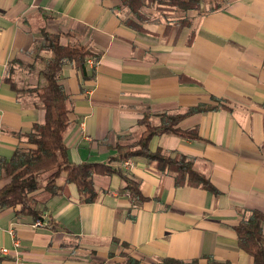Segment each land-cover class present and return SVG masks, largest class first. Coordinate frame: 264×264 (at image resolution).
<instances>
[{
  "label": "crops",
  "instance_id": "1",
  "mask_svg": "<svg viewBox=\"0 0 264 264\" xmlns=\"http://www.w3.org/2000/svg\"><path fill=\"white\" fill-rule=\"evenodd\" d=\"M143 12L135 16L121 0H0V159L8 160L24 146L22 134L44 121L40 100L13 91L4 78L8 62L20 59L28 65L17 70V82L44 84L51 56L39 47L45 28L62 45L99 55L85 77L68 61L58 74L69 95L70 162L115 157L110 165L137 181L146 197L136 205L120 190L119 176L95 175L97 200L80 203L63 173L59 194L41 188L32 195L49 226L33 227L19 206L0 209V264H162L164 258L253 264L233 227L250 209L264 214V0H205L199 10ZM197 105L211 109L175 127L195 130L200 139L157 134L148 148L190 160L217 194L177 185L143 157L118 158L114 146L133 144L146 124L159 126ZM6 182L0 177V187Z\"/></svg>",
  "mask_w": 264,
  "mask_h": 264
},
{
  "label": "trees",
  "instance_id": "2",
  "mask_svg": "<svg viewBox=\"0 0 264 264\" xmlns=\"http://www.w3.org/2000/svg\"><path fill=\"white\" fill-rule=\"evenodd\" d=\"M205 0H121V7L130 10L134 15L140 14L143 6L166 9L168 11L199 10ZM182 22L188 23V20ZM132 23L129 21L128 24ZM169 27V24L166 28ZM135 29L140 30V27ZM40 49L49 51L50 58L46 62L43 73L44 84L30 90L44 107V121L34 123L28 133L22 134L25 145L15 148L12 156L6 160L0 159V177L7 182L0 187V209L20 207V213L32 216L33 220L40 219L41 213L34 208L33 193L43 188L49 196H55L62 190L57 184L58 179L65 173L64 182L76 186L80 203H93L98 198L95 186V175L119 176L122 187L136 205L146 201L140 190V184L132 180L122 169L114 168L111 158L106 163L84 162L71 163L68 158L67 146L64 143L65 133L70 126L66 104L69 95L58 80V74L64 62H70L83 77L87 74L86 60L93 58L96 62L99 55L91 52L86 46L59 42V34L48 32L45 28L40 31ZM22 65L18 59L8 62L4 80L13 91H18L14 73L16 66ZM93 74V69L91 70ZM264 109V103L261 106ZM211 109L208 106L197 105L187 108L183 113L166 117L159 126L146 124L135 147L116 145L114 149L118 158L127 159L140 156L147 159L159 172H170L176 184H185L202 188L210 193L218 191L208 178L193 169L190 160L181 155L174 157L164 155L161 150L151 152L148 148L150 139L157 134L172 133L181 138L200 139L195 130H180L175 127L185 116ZM264 130V117H263ZM264 214L256 209L248 210V216L233 227L237 236L240 250L253 259V264H264V234L262 222ZM52 227H55L52 224ZM132 261V260H131ZM135 263L134 261H132ZM130 263V262H129ZM162 264H195L186 263L174 258L162 259Z\"/></svg>",
  "mask_w": 264,
  "mask_h": 264
},
{
  "label": "rangeland",
  "instance_id": "3",
  "mask_svg": "<svg viewBox=\"0 0 264 264\" xmlns=\"http://www.w3.org/2000/svg\"><path fill=\"white\" fill-rule=\"evenodd\" d=\"M145 8H156V7H147L146 5L145 6H143L142 8H141V10H140V14H138L137 15V17L138 16H140L142 13L144 14V16H145V13L143 12V10L145 9ZM161 10H166V9H161ZM167 11V10H166ZM169 12H172V11H169ZM136 16V15H135ZM169 16H172L171 14H169ZM168 17V15H166V18ZM45 51V50H44ZM50 58V57H49ZM48 58V59H49ZM20 60V59H19ZM21 61V60H20ZM47 62V61H46ZM21 63H22V65H19V66H16V68H15V73H14V81H15V85H16V87H17V89H18V91H16V92H21V91H24V92H29V93H31L30 92V90L32 89V88H34V87H28V86H25V85H22V84H20V83H18L17 82V80H16V72H17V70H19L22 66H24V67H26L28 64H26V63H24V62H22L21 61ZM45 67H46V65H45ZM44 70H45V68H44ZM38 87H40V86H38ZM31 94H33V93H31ZM140 136V135H139ZM139 136H138V138H139ZM138 138H137V140H138ZM137 140L133 143V144H126V145H128V146H132V147H135V145H136V143H137ZM25 145V144H24Z\"/></svg>",
  "mask_w": 264,
  "mask_h": 264
},
{
  "label": "built area",
  "instance_id": "4",
  "mask_svg": "<svg viewBox=\"0 0 264 264\" xmlns=\"http://www.w3.org/2000/svg\"><path fill=\"white\" fill-rule=\"evenodd\" d=\"M86 64H87V66H89V67H93V66L96 64V61H95L93 58H88V59L86 60ZM125 165H126V166H129V165H131V163H130L129 161H127V162H125ZM127 195H128V194H127ZM128 196H129V195H128ZM48 224H49V223H46V222L44 221V218L41 217L40 219L35 220L34 223L32 224V226H33V227H45V226H49ZM14 246H15V247H18L17 242L14 243ZM1 252H2V253H6V252H7V249H6V248H2V249H1Z\"/></svg>",
  "mask_w": 264,
  "mask_h": 264
}]
</instances>
